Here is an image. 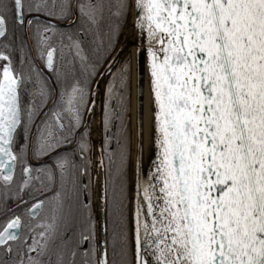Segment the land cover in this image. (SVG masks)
<instances>
[{
  "label": "snow or ice",
  "instance_id": "6c2138e0",
  "mask_svg": "<svg viewBox=\"0 0 264 264\" xmlns=\"http://www.w3.org/2000/svg\"><path fill=\"white\" fill-rule=\"evenodd\" d=\"M129 15L136 51L109 59ZM97 77L113 218L99 251L65 212ZM0 199L24 207L0 221V264H264V0H0Z\"/></svg>",
  "mask_w": 264,
  "mask_h": 264
},
{
  "label": "flooded vegetation",
  "instance_id": "af4514ba",
  "mask_svg": "<svg viewBox=\"0 0 264 264\" xmlns=\"http://www.w3.org/2000/svg\"><path fill=\"white\" fill-rule=\"evenodd\" d=\"M126 22H127V20L123 21L121 24V27L119 30V35L115 41V48L112 51V54L109 57V59L112 57V55L114 54V52L117 48V45H118L119 40L122 36ZM58 23H60V22H58ZM63 23H67V22H63ZM31 43H32L31 40H29V44H31ZM33 55H35V50H33ZM57 55L59 56V50L57 52ZM17 56H18V53H17ZM127 57H128V55L125 58H127ZM37 63H39V61H37ZM116 67H119V64ZM103 69L104 68L101 67L100 70L102 71ZM113 71H115V69ZM97 78H96V80H97ZM95 82L96 81L93 82V86H94ZM106 83H107V80H106L104 87H103V93H104V90L106 87ZM103 99H104V96L102 94L101 110H100V131H101V145H100V149H99L100 151L103 148L104 140H105V130H104L103 123H102ZM94 119L97 121V111L95 112V118ZM90 141L92 144V150L89 153V158L91 160V164L89 165L88 173L86 175L77 174L75 176V182H76L75 189L72 188L71 184L69 185V196L71 198V204H70V206L68 204L65 205V212H66V214H68L69 208L71 209V215H69L68 222H67V230L69 231L70 235L73 232H75V233L79 232L82 221H86L87 224L92 226L93 238L90 241V243L94 244L97 247V251H98L99 215H98V207H97V202H96V199H97V197H96V186H97L99 178H101V180H102V185L104 183L106 171H107V166H108V161H107V157L105 156L104 157V163H103V171L101 173L99 171L100 167H99L98 160L100 159V156H99V150H98L97 142L92 141L91 134H90ZM113 147H115L114 144H113ZM33 163H35V161H33ZM17 173L19 174V167L17 168ZM77 194L79 195V202L90 201L88 210L85 211L83 213V215H81L80 213H78L76 211L78 206H79V202L76 199ZM45 195H48V193L45 192ZM34 196H36L38 198H43V197L39 196V194L36 193L35 190H33V189H30L29 194L24 195L23 198L25 201H28L30 204L31 202H33L32 198ZM19 203L20 202L18 200H8L7 202H5L3 199H0V221H2L9 214L8 210H14V211H18L19 213H23L24 212L23 205H21L19 207V209H17V205ZM107 205L108 204L105 203L104 220H105V229H107V231H105V240L107 239V235L109 232V227H108V225H109L108 224L109 213H108ZM41 215L43 216L44 213H42ZM73 216L75 217L74 220L72 219ZM88 246H89L88 244L83 245V247H88Z\"/></svg>",
  "mask_w": 264,
  "mask_h": 264
},
{
  "label": "water",
  "instance_id": "95a60500",
  "mask_svg": "<svg viewBox=\"0 0 264 264\" xmlns=\"http://www.w3.org/2000/svg\"><path fill=\"white\" fill-rule=\"evenodd\" d=\"M139 43L138 40V34L134 30L132 26V17L131 15L128 16L125 28L123 30L122 36L119 40V43L117 45V48L112 56H119V61H122L127 55L134 53L136 51L137 45ZM111 59V58H110ZM119 62L117 63V65ZM116 65V66H117ZM136 60H133V126H132V135H133V153H132V159L134 160L136 157V147H137V139L139 135V122L136 118V105H137V99H136V89H135V77H136ZM115 68H113L114 70ZM104 70V69H103ZM102 70V71H103ZM107 78L101 79L100 77L97 78L93 88H96V84L98 82L99 84V91L96 92L95 100H96V107L94 110V114L97 111V126H98V132L96 139L92 141L97 142L98 150L100 149L101 145V131H100V110H101V100H102V94H103V87L106 82ZM147 109V85L145 83V110ZM94 116V115H93ZM92 116V118H93ZM91 119V118H90ZM100 153V150H99ZM101 171V167L99 169ZM102 177V176H101ZM99 233H98V251L100 249V246L102 242L105 240V220H104V201H103V210H102V218L99 216Z\"/></svg>",
  "mask_w": 264,
  "mask_h": 264
},
{
  "label": "bare ground",
  "instance_id": "6f19581e",
  "mask_svg": "<svg viewBox=\"0 0 264 264\" xmlns=\"http://www.w3.org/2000/svg\"><path fill=\"white\" fill-rule=\"evenodd\" d=\"M93 116V115H92ZM90 119V134L93 140L96 139L97 136V132H98V126H97V122L94 119L95 118V114L92 118ZM133 95H132V101H131V108H130V119H131V129L133 126ZM144 147H145V151H144V166L145 169L148 167V158L150 155V151H149V142H148V133H147V109L145 110V141H144ZM132 149H133V135H132ZM133 153V150H132ZM129 187L131 188V184L129 185ZM102 180L101 178H99L97 186H96V202H97V207H98V215L102 218V210H103V201L101 200V196H102Z\"/></svg>",
  "mask_w": 264,
  "mask_h": 264
},
{
  "label": "rangeland",
  "instance_id": "374dc122",
  "mask_svg": "<svg viewBox=\"0 0 264 264\" xmlns=\"http://www.w3.org/2000/svg\"><path fill=\"white\" fill-rule=\"evenodd\" d=\"M129 117H130V111H129ZM89 126H90V121H89ZM99 167H101V171H103V165L99 164ZM104 211H105V202H104ZM108 224H109V232H108V235H107V240L110 242L111 238H112V231H113V228H112L113 227V219H112V217H110V221L108 220ZM109 254H111V245H110V243H109Z\"/></svg>",
  "mask_w": 264,
  "mask_h": 264
},
{
  "label": "trees",
  "instance_id": "16d2710c",
  "mask_svg": "<svg viewBox=\"0 0 264 264\" xmlns=\"http://www.w3.org/2000/svg\"><path fill=\"white\" fill-rule=\"evenodd\" d=\"M108 206V205H107ZM108 213H109V206H108ZM113 219V218H112ZM109 221H110V215H109V219H108ZM108 227H109V225H108ZM113 228V227H112Z\"/></svg>",
  "mask_w": 264,
  "mask_h": 264
}]
</instances>
